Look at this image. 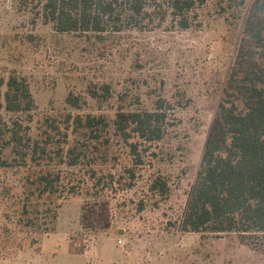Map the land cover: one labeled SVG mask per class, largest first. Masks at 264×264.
I'll return each instance as SVG.
<instances>
[{
  "label": "rangeland",
  "instance_id": "1",
  "mask_svg": "<svg viewBox=\"0 0 264 264\" xmlns=\"http://www.w3.org/2000/svg\"><path fill=\"white\" fill-rule=\"evenodd\" d=\"M255 1L206 0L187 31L168 20L148 30L97 37L61 35L17 0H0V45L5 38L10 44L0 46V66L28 79L38 139L48 131L58 140L45 122L63 121L69 112L112 120L154 111L159 101L171 106L167 135L137 170L135 186L117 185L98 199L82 194L59 200L56 232L48 237L37 222L27 226L30 216L24 212L28 176L41 167L0 170V264H264V255L241 244L236 234L182 229L208 139L220 124L230 73L243 47L252 46L245 23ZM70 94L82 99L80 110L66 103ZM0 117L10 123L13 116ZM111 142L110 149L98 145L100 151L88 143L86 163L92 160L101 174L119 179L131 163L121 143L114 137ZM106 152L110 162L103 164ZM158 176L168 183L165 198L149 191Z\"/></svg>",
  "mask_w": 264,
  "mask_h": 264
},
{
  "label": "trees",
  "instance_id": "2",
  "mask_svg": "<svg viewBox=\"0 0 264 264\" xmlns=\"http://www.w3.org/2000/svg\"><path fill=\"white\" fill-rule=\"evenodd\" d=\"M17 1L20 8L35 19L52 24L61 35L97 37L148 30L168 20L175 28L187 31L195 25L196 10L206 3V0ZM245 32L252 46L243 47L230 73L225 97L219 105L220 124L208 139L182 229L216 236L236 234L241 244L264 255V0H256L251 7ZM27 39L32 41V35ZM7 41L0 45L3 49L10 47ZM103 88L109 95V88ZM66 103L75 110H80L83 104L73 94ZM35 110L28 79L17 70L0 66V113L13 116L10 123L0 117V170L21 168L29 163L41 167L28 176L30 187L24 212L30 216L27 226L35 228L37 222L43 237L56 232L59 200L82 194L98 199L117 185L122 190L133 188L137 170L146 165L150 150L165 139L171 124V106L159 101L154 111H135L112 120L105 115L69 112L63 115V121L45 122L59 135L58 140L48 131L43 133L47 137L41 135L38 139L31 125ZM112 137L121 143L131 163L119 179L112 173L101 174L92 160L86 163L88 143L97 151L101 144L110 149ZM108 156L106 152L107 158L102 157L103 164L110 162ZM80 167L89 169L74 171ZM149 191L165 198L169 194L168 183L158 176L152 180ZM37 200L40 204L34 211Z\"/></svg>",
  "mask_w": 264,
  "mask_h": 264
}]
</instances>
